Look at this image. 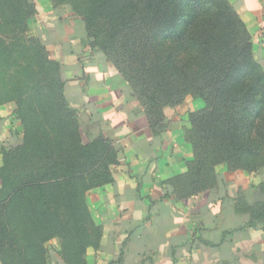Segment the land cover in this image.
Returning a JSON list of instances; mask_svg holds the SVG:
<instances>
[{"label": "trees", "instance_id": "trees-1", "mask_svg": "<svg viewBox=\"0 0 264 264\" xmlns=\"http://www.w3.org/2000/svg\"><path fill=\"white\" fill-rule=\"evenodd\" d=\"M57 1L83 18L91 47V38L105 35L92 49L107 57L123 35L129 43L123 45L126 54L133 52L138 22L146 26L150 61L131 67L129 79L148 99L152 130L165 119V107L181 104L184 96L205 102L189 113L185 138L197 159L181 176L189 178L191 188L182 189L178 175L172 179L180 196L212 189L222 163L261 170L264 67L229 0ZM35 12L29 0H0V99L16 103L23 126V138L4 150L0 166V261L49 264V242L58 237V254L67 264H88L87 249L100 247L103 229L94 220L87 193L114 181L111 166L120 152L111 137L95 136L81 125L66 93L63 64L50 58L43 40L31 32L28 21ZM261 186L264 191V182ZM240 200L237 210L252 216L248 224H264V201ZM207 204L206 210L217 213L216 199Z\"/></svg>", "mask_w": 264, "mask_h": 264}, {"label": "crops", "instance_id": "crops-1", "mask_svg": "<svg viewBox=\"0 0 264 264\" xmlns=\"http://www.w3.org/2000/svg\"><path fill=\"white\" fill-rule=\"evenodd\" d=\"M29 19L50 58L63 64L70 104L95 136L114 140L120 154L111 166L114 181L91 189L87 201L103 229L100 247H89L88 264H264V224L249 225L250 212L238 211L244 196L264 201V171L216 167L217 183L191 197L180 196L172 179L186 170L189 113L203 108L187 99L164 109L153 130L146 109L126 98L106 53L92 49L83 18L57 0H29ZM252 36L256 60L264 67V0H229ZM15 102L0 99V166L4 150L23 138ZM216 199L217 213L206 210ZM240 206V205H239ZM216 212V211H215ZM234 229L224 236V231ZM59 241L49 242V264H67ZM0 264L1 261H0Z\"/></svg>", "mask_w": 264, "mask_h": 264}, {"label": "rangeland", "instance_id": "rangeland-1", "mask_svg": "<svg viewBox=\"0 0 264 264\" xmlns=\"http://www.w3.org/2000/svg\"><path fill=\"white\" fill-rule=\"evenodd\" d=\"M103 26L106 30H108L110 28V25L108 23H103ZM138 26H140V32L137 33V38H135L136 39L135 42L133 41L134 46L132 43V47H133L134 51L129 53V54H126L125 49L123 48V45H128L129 43H128V41H126V38L123 35L122 36L123 42H118L119 44L116 45L114 52H112L108 56V58L110 61V65H111L112 69L114 70V71H112L113 72L112 79L117 84L122 85V87L125 91L126 98L128 100H130L132 103L141 104L145 107L147 105L148 99L145 98V96L142 94L140 89L136 85H134L132 83V81L129 79V75L131 73V71H130L131 67L141 66L143 63H149V61H150L149 57L146 55V48H145V45L147 42L146 40L148 37L147 28L143 24L142 21L138 22ZM104 36L105 35L100 36V38H96V37L91 38L92 47L93 48L98 47V44L105 39ZM185 63H187V61ZM66 93H67V91H66ZM192 98L202 100L201 98H196V97H193L191 94H188V95L184 96L182 103H184V101H186L187 99L192 100ZM204 105H206L205 102H204ZM186 141H187V144L189 146V149H188L189 159L186 160V170L184 172L178 174V179L180 180L179 186L180 187L182 185L184 186L182 189L191 188V183L189 181V178L181 177V176H184L183 174L190 173L189 171L191 169L189 167V164H190L189 162L197 159L195 151L192 147V143L188 140H186ZM209 160L212 161V158H209ZM222 164H225L226 166H228L227 163H222ZM233 165L234 164H232V166ZM259 169L264 171V166L260 167ZM186 179H188V180H186ZM208 184H210V181ZM206 186L207 185H205L204 188ZM208 187H210V185H208ZM241 203H242L241 200L238 201L239 205H241ZM54 240L59 241L61 243V240L58 237L52 239L51 241H54Z\"/></svg>", "mask_w": 264, "mask_h": 264}]
</instances>
